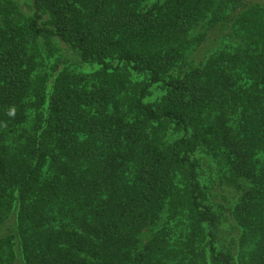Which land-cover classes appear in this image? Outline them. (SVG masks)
Listing matches in <instances>:
<instances>
[{"label":"trees","instance_id":"obj_1","mask_svg":"<svg viewBox=\"0 0 264 264\" xmlns=\"http://www.w3.org/2000/svg\"><path fill=\"white\" fill-rule=\"evenodd\" d=\"M32 5L0 0V264H264V0Z\"/></svg>","mask_w":264,"mask_h":264},{"label":"rangeland","instance_id":"obj_2","mask_svg":"<svg viewBox=\"0 0 264 264\" xmlns=\"http://www.w3.org/2000/svg\"><path fill=\"white\" fill-rule=\"evenodd\" d=\"M19 5V10L21 15L24 18H29L33 14V0H15ZM47 17L44 19L43 23H46ZM217 34H210L202 40L199 44L196 45L195 49L191 51L190 55L182 62V67H187L193 65L195 62L199 61L205 54H207L215 45V36ZM41 49L46 54L56 52L64 61L69 62L71 65L78 69H87V66L81 61L79 55L67 47L64 43L59 40L52 38L49 40L46 37H41L39 40ZM207 169L211 168V165L205 163ZM209 194L216 205L219 213L223 217V221L226 222L223 227L222 236L225 242L230 243L231 238H233V227L231 224H227L229 221L227 219L228 215L231 213V207L233 203V193L230 192L227 188H223L222 185L218 182V179H215L209 185ZM235 237V236H234Z\"/></svg>","mask_w":264,"mask_h":264}]
</instances>
